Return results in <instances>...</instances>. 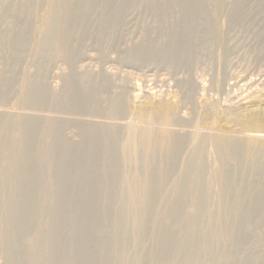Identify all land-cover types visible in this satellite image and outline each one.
Returning a JSON list of instances; mask_svg holds the SVG:
<instances>
[{"label":"rangeland","instance_id":"obj_1","mask_svg":"<svg viewBox=\"0 0 264 264\" xmlns=\"http://www.w3.org/2000/svg\"><path fill=\"white\" fill-rule=\"evenodd\" d=\"M261 153L264 0H0V264H264Z\"/></svg>","mask_w":264,"mask_h":264},{"label":"bare ground","instance_id":"obj_2","mask_svg":"<svg viewBox=\"0 0 264 264\" xmlns=\"http://www.w3.org/2000/svg\"><path fill=\"white\" fill-rule=\"evenodd\" d=\"M234 144L235 143L232 140L218 138L211 143V147H216L215 148L216 155L219 157L225 154L226 152L231 151V148ZM261 155L263 156L264 153H261ZM249 156H252V155L250 154Z\"/></svg>","mask_w":264,"mask_h":264}]
</instances>
